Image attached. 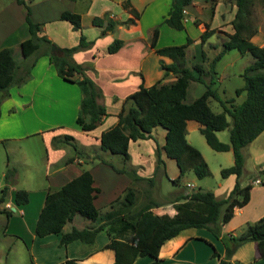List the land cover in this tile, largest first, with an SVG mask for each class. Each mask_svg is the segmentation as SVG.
<instances>
[{"label": "crops", "instance_id": "1", "mask_svg": "<svg viewBox=\"0 0 264 264\" xmlns=\"http://www.w3.org/2000/svg\"><path fill=\"white\" fill-rule=\"evenodd\" d=\"M27 2L30 6L32 20L41 22L38 34L45 35L59 48L77 44L81 33L85 35L87 40L92 41L88 47L75 51L72 57L81 64L85 74L100 87L102 96L98 101L105 106L107 114L102 117L95 128L84 131L76 122L82 98L80 86H78V83L64 78V80H59L61 76L58 75L55 66L50 62L49 55L46 53H41L34 60L33 65L29 66L30 76L25 82L12 85L5 96H2V92H0V142L4 143L5 146L14 144V149L19 148V154L13 159L7 158L3 166L0 167V170H2L1 175L5 179L0 184V208L18 211L21 215L12 216L10 214L7 216L4 219L5 231L10 230L15 220L22 224L21 227L28 226L31 230L33 224L36 225L47 191L58 189L84 169H88L92 173L93 185L98 187L93 199L94 204L104 212L111 209L110 203L118 197L121 198L126 188L133 185L131 178L113 167L119 168V165L108 162L95 163L92 160V157L94 158L96 155L92 153L93 149L86 155H83L82 152L71 154L68 149L69 143L71 141L74 143L81 141L80 145H83L86 149L90 146L98 147L101 132L117 122V114L127 95L137 90L140 84L151 85L157 81L170 82L175 79V75L171 71L164 75L165 69L161 66L162 62L170 63L172 58L158 54L155 48L186 43L187 40L184 36L183 39L175 43L171 36L177 32H174L173 27L163 22L171 7V0H27ZM190 5L201 10L199 0H193ZM217 5L218 3L215 4V7ZM188 6L185 15L187 20H184L185 27H187L190 19L193 20ZM131 8L137 10L138 15H134ZM64 10L80 14V29H74L70 21L60 17L61 12ZM25 15L26 8L24 4L19 3L17 0H12L8 6L0 8V48L4 46L11 48L16 66H19L23 61L30 60V56H25L22 46V42L30 36L27 33H22L18 37H12L14 31L24 24ZM95 17L100 18V23H94L93 19ZM109 21L116 22L114 28L106 29V24ZM200 24L204 23L197 24L201 31ZM157 25H159L158 36L153 47L150 44V38L154 27ZM164 31L171 36L166 37L163 34ZM227 32L232 33L233 31ZM227 37L228 34L226 39ZM115 38L122 39V44L115 52H109L108 45ZM226 39L222 41L224 42ZM196 42L197 38H192L185 46L184 62L190 43ZM202 42L204 43L205 40ZM259 45H264V42ZM44 49V46L41 47V50ZM193 57L196 63L203 62L206 58L205 53L204 59L202 58L200 61H197L195 55ZM75 76H78V74L75 73ZM203 78L207 83L210 80V77L207 79L205 74H203ZM61 81H66L70 85L63 84ZM190 82L195 87L196 82L201 83L206 88L204 82L197 80H191ZM205 88H200L196 97L202 94ZM199 126L198 121L188 119L186 134L188 135L189 130L199 128ZM165 132L166 130L163 127L156 126L152 129V138L129 141V159L132 161L131 165L137 167L135 168L138 176L146 178L153 174L157 164L156 148L151 149L152 155L146 157L141 151L132 150V144L139 145L141 141L150 139L156 142L164 160V164L160 167H163L164 170L174 160L167 157L162 148L165 142ZM66 134L71 135L72 138L65 137ZM34 135L41 137L45 147L43 164L46 180L45 182L39 181L32 187H24L28 192V202L17 204L14 199L15 192L19 189L15 185L20 172L17 164L25 163L27 165L30 161V158L27 159L28 155L22 149L20 141ZM156 137L163 140L157 141ZM262 154H264V151ZM88 161L92 162L93 165L89 168L83 167L82 164ZM11 163L12 165H10ZM262 167L264 166H261L260 169ZM8 170H12L13 174L6 179L5 173ZM177 175L178 172L170 174V178H175ZM223 179L224 182H220L219 185L222 186V183H226L225 195H227L236 181V175L230 174L223 177ZM257 179L259 181H256ZM137 180L144 183V178ZM101 181L106 183V187L100 183ZM253 182L261 183L262 180L256 177ZM142 185L144 192L139 190L142 195L140 198L136 196L134 209L140 208L150 200H156L161 205L152 208L154 213H167L169 215L176 213L172 203L176 193L168 198L152 197L153 186L151 187V184L148 185V183ZM251 185L249 201L241 207L236 206L230 220L222 223L227 232L231 230L228 235H234L236 230L235 225L231 224L235 216H240L239 226L254 222L264 216V184L257 187L252 183ZM3 188H6V194L2 200ZM135 192L137 193V191ZM254 194H260L256 205L253 200ZM99 200L102 201L98 202ZM251 203H253V206L248 210L247 207ZM1 213L2 211H0ZM93 224L95 222L76 214L71 222L64 225L63 231L70 230L73 225L80 228ZM189 228L183 229L176 236L166 240L160 247L159 257L167 264H181V262H185V264H217L218 259L212 256L213 250L206 245V242L208 241L210 245L213 244L219 254L223 256L225 247L224 244L219 242L221 238L215 236L210 230L206 235L198 234V232L186 233ZM195 228L205 229V227ZM104 232L100 231L97 234L93 245L84 244L79 240L60 244L61 232L49 233L43 236L36 235L33 232L31 244L28 245L27 242H24L28 245L26 246L30 250L33 264H56L69 257L76 258L81 264H111L114 260V252L112 249L102 248L109 240L107 234L103 236ZM224 235L225 233L222 230L221 236ZM248 243H252L247 248L251 249L252 255L245 257L241 249ZM151 260L152 257L149 255L138 256L132 264H148ZM230 261L231 264H264V240L248 241L240 245Z\"/></svg>", "mask_w": 264, "mask_h": 264}, {"label": "trees", "instance_id": "2", "mask_svg": "<svg viewBox=\"0 0 264 264\" xmlns=\"http://www.w3.org/2000/svg\"><path fill=\"white\" fill-rule=\"evenodd\" d=\"M26 8L25 21L27 22L31 36L22 42L25 56L32 55L43 44L45 49L41 53L49 55L50 62L55 66L57 73L62 78L78 83L82 92L80 107L76 116V122L84 131L96 127L107 114L105 106L98 101L102 96L100 87L92 78L85 74L80 63L76 62L72 55L75 51L88 47L92 41L87 40L84 34H80L77 44L69 47H60L62 54L50 53L53 42L45 35H38L41 22H34L30 16L31 10L25 0H17ZM193 0H171V7L163 22L176 29H184L183 9ZM252 0H236L237 9L233 20L234 31L228 34L223 42L222 50L215 56L210 65L209 82L203 78L204 68L202 63H195L192 68L185 65L184 48L192 40L187 36V42L156 47L158 54L172 58L170 63H161L165 69L164 75L170 71L175 79L170 82L157 81L151 85L140 84L139 88L127 95L120 111L117 114V122L110 128L103 130L100 135V148L111 153L120 154L124 160L129 159L128 144L130 140L152 138V129L156 126L163 127L165 142L162 146L166 156L173 158L179 169L177 177L173 181H179L188 170H192L198 178H203L210 173L209 166L198 148L192 145L186 138L188 119H194L200 123L199 130L204 135L206 142L215 150H232L234 162L230 166L221 168L222 177L230 174L236 175V181L229 193L221 198L216 197L213 191L208 189H194L177 193L172 200L176 209L174 215L167 213L157 214L152 211L155 206L161 205L156 200L144 203L140 208L134 209L136 192L132 186H128L121 198L110 203L111 209L102 211L97 207L93 199L98 187L93 185V175L88 169L65 182L58 189L48 190L44 205L41 208L34 232L43 236L49 233L61 232L60 244L79 240L84 244L93 245L100 231H105L109 240L102 246L103 249H112L114 260L111 264H132L138 256L149 255L152 260L148 264H167L159 257L162 244L189 227L208 228L215 236L223 240L225 254L221 256L213 244L212 256L218 259L217 264H231L230 258L236 249L248 241L264 240V216L253 223H249L239 235L221 236V225L230 220L236 206L245 205L250 199L251 183L242 185L240 175L243 169L244 158L242 147L253 140L264 130V45H258L251 40L256 33L250 22ZM134 15L137 10L131 8ZM60 17L71 22L74 29L81 28V16L77 12L64 10ZM94 23H100V18L95 17ZM116 22L109 21L106 29L114 28ZM195 23L198 24L195 19ZM159 25L155 26L150 38L151 46H155ZM213 31L208 24L200 34V40ZM42 42V44H41ZM122 44V39L115 38L109 45L108 51L115 52ZM230 49H238L241 53L249 52L253 60L243 72L244 84L236 89V93L245 91V98L238 104H226L220 99L218 92L212 87L215 63ZM204 56V53H203ZM33 65V62L29 65ZM20 65L16 66L13 52L9 47L0 48V91L5 96L14 83L22 82L23 75L18 76ZM75 73L78 76H75ZM29 75V68L26 72ZM29 77V76H28ZM191 80L204 82L205 90L198 97L186 102L187 87ZM214 97L221 101L223 110L215 112L208 103V98ZM229 115L231 123L227 119ZM229 126L230 142L219 140L216 131ZM65 137L72 138L66 134ZM156 170L164 164L160 148L156 149ZM117 171L126 172L124 168L113 166ZM264 171V167L260 169ZM12 170L5 173L9 178ZM135 179L144 177L134 175ZM152 177L146 179L151 181ZM264 183V182H263ZM6 194V188L2 189L1 199ZM28 192L19 188L15 192V202L24 204L28 202ZM224 206V212L218 221L220 208ZM0 211L7 216L12 214L8 208ZM76 214L95 222L93 225L77 227L73 225L70 230L63 231L67 222H71ZM56 264H81L76 258H66Z\"/></svg>", "mask_w": 264, "mask_h": 264}, {"label": "rangeland", "instance_id": "3", "mask_svg": "<svg viewBox=\"0 0 264 264\" xmlns=\"http://www.w3.org/2000/svg\"><path fill=\"white\" fill-rule=\"evenodd\" d=\"M11 2L12 0H0V8L8 6ZM199 2L201 10L196 9L194 8V6L191 5L188 6L191 15L193 16V20L190 19V21L187 23V27H185L184 29L174 28V32L177 33H174L175 35L173 34L172 36L168 35V33L165 31L163 32V34L166 35V37L171 36L175 43L179 42L180 39H183L184 36H186V39L187 36L195 39L197 38V42L190 43V46L187 49L185 65L192 68L193 65L196 63L193 55H195L196 59H198L197 61H200L204 57L203 53H205L206 58H203V62L200 63H202V66L204 68V74L208 79L212 74V72L210 71L211 62L223 48L222 40L226 39V35L229 34L227 31H234L233 20L237 6L236 0H199ZM26 3H28L27 0ZM216 3H218V5L215 7ZM250 8L251 14L249 18L251 26L252 28H256L257 30L256 33L251 37V40L259 45L260 43L264 42V0H252L250 3ZM195 19L198 23H204L200 24L202 28L201 31L199 30L198 25L195 23ZM206 24H208L209 29H211L213 32L205 38V42L203 43L200 40L199 36L201 32L206 28ZM22 33H27L29 36H31L26 21H24V24L21 28L14 31L12 37H18L19 35H22ZM43 46L44 45L42 44L40 48H38L32 55H30V60H26L20 63L19 70L21 71V73L18 72V76H20L21 74L23 75L21 76L23 77L22 79H24L22 80V82H20V84L25 82L28 79V76H30V74L28 76L26 74L27 69L29 68V65L38 58V56L40 55L41 47ZM252 60L253 57L249 52L241 53L238 49H230L227 50L223 54V56L216 61V73H214L213 75L214 81L212 87L217 90L220 99L225 100L226 104H238L245 98V91L238 94L236 93V89L244 84L243 72L245 67L250 64ZM59 80L64 79L60 77ZM61 82L63 84H69L66 81ZM199 86L201 89L205 88L204 85L201 83L199 84L196 82L195 87L192 82H190L186 94V101H191L198 95L200 90ZM208 103L212 110L215 112H220L223 110L221 101L217 98L209 97ZM227 119L231 123L232 119L229 115H227ZM216 135L219 140L223 142H230L229 126L223 130L216 131ZM186 138L192 145L199 149L209 166L210 173L203 178H198L192 170H188L182 176H180L179 181H173V178H170V174H176L177 172L179 174V169L176 164V161L173 160L172 163L170 161L171 164H169L166 170H164L163 167H159L158 170H156L155 168L153 174L149 176H153L151 181L147 180V177H144L143 183L142 181H138L134 178V175H138L136 173L137 167L131 165L132 161H130V159L124 160L120 154L102 150L100 148V145L98 147L90 146L86 149L83 145H80L81 141H77L75 143L71 141L69 143L70 145L68 146V149L71 154H78L82 152L83 155H86L91 149H93L92 153L96 155L94 158L92 157V160L95 163L108 162L114 165H119V168H124L126 172L123 173L127 174L126 176H129L131 178L133 185L135 184V186L133 187L132 185V187L135 189V191H137L136 196H138V198H140L142 192H144L142 184L147 183L148 185L151 184V187L153 186V194H151V196L157 198H168L172 194L175 195V193L177 194L180 192H187L198 188L208 190L210 189L213 191V193H215L216 197H224L227 186L226 183H222V186L219 185L220 182H224V179L221 175V168L233 164L234 155L232 150L220 151L213 149L206 142L204 135L200 132L199 128L197 127L189 130L188 135L186 134ZM156 139L157 141L163 140L159 137H156ZM20 144L22 145V149L26 151L28 155L27 159L30 158V161L27 165L25 163L17 164V166L20 168V172L18 181L15 182L16 187H32L39 181L45 182V167L43 164L45 147L42 143L41 137L37 135L30 136L26 139H22L20 141ZM13 145H10L12 147L10 149V146H8V144L5 146L4 143L0 142V167L3 166V163L7 158L13 159L19 154V148L14 149L15 146ZM156 147V142L151 139L141 141L139 145L132 144V150L137 149L141 151L146 157H148V155L151 156V149ZM263 151L264 130L260 134H258L253 140H251L248 144L242 147V154L244 158L243 169L240 175V183L242 185L246 183H252L254 184V186L257 187L259 185L264 184V171L260 170V167L264 166V154H262ZM10 165H12V163ZM82 165L85 168H89L93 165V163L88 161L83 163ZM143 172L147 173L146 171ZM1 173L2 170H0V184H2L5 180L3 179ZM11 174H13V172ZM256 177H259L262 182H253V179H255ZM100 183L102 185H105L106 187L105 182L101 181ZM187 183L192 184V186H188ZM139 190H141L142 192H140ZM259 196L260 194H254L253 200L255 202V205L259 201ZM101 201L102 200H99L98 202ZM252 206L253 203H251V205H249L247 209L249 210ZM223 212L224 206H221L219 214L220 218L218 219L219 223H221L220 219ZM11 215L21 216L18 211H13ZM6 217V213L2 212L0 214V264H33L32 257L30 255V250L27 248V246L31 244V235L34 232L35 227L34 224L33 227L31 226L32 228L30 230L28 226H24L25 228L21 227L22 224L15 220L13 225L10 227V230L5 231L4 219ZM239 220L240 216H235L231 223L232 225H235L234 227H236L234 235L241 234L249 223H253L249 222L248 224H243L242 226H239ZM220 227L221 231L223 230V232L225 233V236H227L228 233L231 232V230H229L230 232H227L222 225ZM228 227L230 226L228 225ZM193 232H198V234L202 233L206 235L208 234L207 232H209V229H197L195 227H192L186 231V233L189 234H192ZM104 234L106 233L104 232L103 236ZM24 241L27 242L28 245ZM219 242L220 244H224L222 239L219 240ZM251 244L252 243H248L244 245L243 249H241L245 257H250L252 255L251 249H247L248 246H251ZM206 245L213 250V247L209 244L208 241L206 242ZM181 264H185V262H181Z\"/></svg>", "mask_w": 264, "mask_h": 264}, {"label": "water", "instance_id": "4", "mask_svg": "<svg viewBox=\"0 0 264 264\" xmlns=\"http://www.w3.org/2000/svg\"><path fill=\"white\" fill-rule=\"evenodd\" d=\"M50 52H51L52 54H62V50H61L58 46H56V44H52V45H51V50H50Z\"/></svg>", "mask_w": 264, "mask_h": 264}, {"label": "built area", "instance_id": "5", "mask_svg": "<svg viewBox=\"0 0 264 264\" xmlns=\"http://www.w3.org/2000/svg\"><path fill=\"white\" fill-rule=\"evenodd\" d=\"M183 13H184V18H183V20H187V16H185L186 13H187L186 8L183 9ZM256 181H259V180L257 179ZM187 185H188V186H192L190 183H187Z\"/></svg>", "mask_w": 264, "mask_h": 264}]
</instances>
